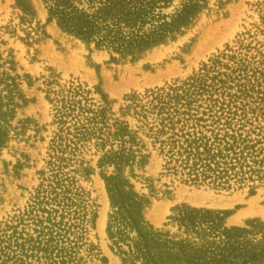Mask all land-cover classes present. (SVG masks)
Instances as JSON below:
<instances>
[{
    "label": "rangeland",
    "instance_id": "obj_1",
    "mask_svg": "<svg viewBox=\"0 0 264 264\" xmlns=\"http://www.w3.org/2000/svg\"><path fill=\"white\" fill-rule=\"evenodd\" d=\"M64 2L0 0V264H264V0Z\"/></svg>",
    "mask_w": 264,
    "mask_h": 264
},
{
    "label": "trees",
    "instance_id": "obj_2",
    "mask_svg": "<svg viewBox=\"0 0 264 264\" xmlns=\"http://www.w3.org/2000/svg\"><path fill=\"white\" fill-rule=\"evenodd\" d=\"M64 1L65 0H60V10L58 8L51 7V13L58 15L60 24H62V26L66 29L82 37H91L94 33V21L89 18V15L84 14L83 12L75 11L74 8H71V5L68 2ZM66 4H68V6H66ZM132 43L133 42H129L126 47L132 49L134 46ZM239 254L240 253L235 254L233 258H236L237 256L239 257Z\"/></svg>",
    "mask_w": 264,
    "mask_h": 264
}]
</instances>
